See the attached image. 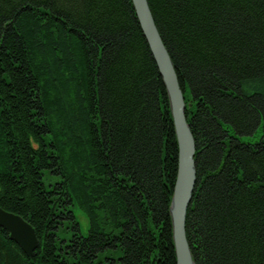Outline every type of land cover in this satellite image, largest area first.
Wrapping results in <instances>:
<instances>
[{"label": "trees", "instance_id": "obj_1", "mask_svg": "<svg viewBox=\"0 0 264 264\" xmlns=\"http://www.w3.org/2000/svg\"><path fill=\"white\" fill-rule=\"evenodd\" d=\"M148 3L196 145L194 261L264 264V86L244 91L264 83V0ZM178 163L132 0H0V207L40 240L28 257L0 227V264H177Z\"/></svg>", "mask_w": 264, "mask_h": 264}, {"label": "water", "instance_id": "obj_2", "mask_svg": "<svg viewBox=\"0 0 264 264\" xmlns=\"http://www.w3.org/2000/svg\"><path fill=\"white\" fill-rule=\"evenodd\" d=\"M133 6L166 86L179 147L178 175L170 204L177 264H196L186 235V217L197 183L196 145L187 121V105L176 68L155 23L148 0H132ZM0 227L23 252L32 257L40 247L34 228L19 215L0 207Z\"/></svg>", "mask_w": 264, "mask_h": 264}, {"label": "rangeland", "instance_id": "obj_3", "mask_svg": "<svg viewBox=\"0 0 264 264\" xmlns=\"http://www.w3.org/2000/svg\"><path fill=\"white\" fill-rule=\"evenodd\" d=\"M264 86L263 81H258V82H250L247 84H244V91L246 93H253L259 89H261ZM262 90V89H261ZM261 134V132L259 131L258 134L252 138V140H258V136ZM242 139L244 140H248V137H243ZM47 183H49V180H46ZM52 182H55L54 180ZM174 194V193H173ZM75 214H76V218L79 221V223L82 225L84 231H87L89 229V220L86 217V215L83 213V211H81V209H79L78 207L75 208ZM71 231L70 230H66V231H61L59 236L61 239H70L71 238ZM119 257L118 253H113L112 252H107L104 255H102L103 261L106 262V264H122L120 262V260H117L115 263H113L112 261H107V259L105 258H110V259H117Z\"/></svg>", "mask_w": 264, "mask_h": 264}, {"label": "bare ground", "instance_id": "obj_4", "mask_svg": "<svg viewBox=\"0 0 264 264\" xmlns=\"http://www.w3.org/2000/svg\"><path fill=\"white\" fill-rule=\"evenodd\" d=\"M171 57V56H170ZM183 92V91H182ZM169 96V95H168ZM183 96H184V93H183ZM184 99H185V97H184ZM179 148V147H178ZM176 185V184H175ZM174 189H175V187H174ZM173 197V196H172ZM171 201H172V199H171ZM26 221V220H25Z\"/></svg>", "mask_w": 264, "mask_h": 264}]
</instances>
